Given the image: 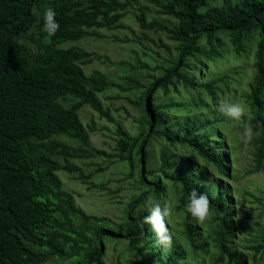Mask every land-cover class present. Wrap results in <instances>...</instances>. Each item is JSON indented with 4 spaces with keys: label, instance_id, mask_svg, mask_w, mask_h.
Masks as SVG:
<instances>
[{
    "label": "trees",
    "instance_id": "1",
    "mask_svg": "<svg viewBox=\"0 0 264 264\" xmlns=\"http://www.w3.org/2000/svg\"><path fill=\"white\" fill-rule=\"evenodd\" d=\"M136 5L134 15L142 29L168 33L179 43V53L164 75L145 90L138 88L135 104L141 112V134L134 137L121 125L116 128V158L128 164V177L138 179L140 185L127 218L117 224L77 208L57 174L79 172L85 180L87 176L70 159L106 155L90 145V131L95 128L89 130L81 121L79 112L85 105L100 118L114 121L98 97L112 83L102 74L89 77L82 68L93 54L61 45L101 37L98 29L125 28L122 20ZM48 7L55 10L60 24L52 37L43 31L42 13ZM153 11L166 16L165 22H149ZM254 34L253 53L249 42ZM221 35L230 37L237 62L251 56L254 60L247 92L241 91L239 66L216 75L209 70L211 62L229 60ZM18 39L25 44H17ZM131 81L139 84L137 79ZM181 88L192 92L188 101L174 98L157 103L160 91L165 96L171 90L180 95ZM232 92L230 101H242L247 109L240 126L243 130L250 122L253 127L260 171L264 168V0H0V264H105L104 246L112 239L126 241L129 252L138 255L132 264H249L232 245L237 221L228 181L235 174L230 164L236 153L228 150L221 128L232 121L217 110L219 96L223 102ZM69 96L76 101L65 108L60 99ZM194 107L202 109L195 115L175 114ZM61 136L77 140L79 147L60 140ZM152 138L168 148L188 147L206 165L185 161L172 165L174 158L162 150L160 169L145 172L149 160L145 147ZM168 184L180 199L177 211L185 208L193 189L208 195L216 225L211 239L199 234L184 209L179 217H170L179 226L174 235L169 224L172 247L163 252L157 246L150 226L142 225L148 214L142 205L149 194L162 204ZM259 248L264 250V243ZM121 262L119 255L116 264Z\"/></svg>",
    "mask_w": 264,
    "mask_h": 264
},
{
    "label": "rangeland",
    "instance_id": "2",
    "mask_svg": "<svg viewBox=\"0 0 264 264\" xmlns=\"http://www.w3.org/2000/svg\"><path fill=\"white\" fill-rule=\"evenodd\" d=\"M236 2L240 0H235ZM152 7V6H151ZM138 6L129 9V14L122 20L125 28L119 29H98L96 32L101 37H85L79 41H69L61 45L62 48L79 47L93 54V59L88 64H83L82 68L87 76L104 75L112 86L104 92L98 94L99 99L107 110L110 111L114 121L108 122L100 118L99 114L89 105H85L80 110V118L83 124L90 130V145L106 153L105 156H97L83 159H70V163L78 166L85 180L80 178L79 172L58 171V176L62 180L63 188L73 194L75 206L84 210L89 215L104 217L112 222L121 224L127 218L128 205L139 193L140 188L138 179L129 178L130 167L124 162H120L116 157L118 136L116 128L121 125L130 135L137 137L141 134L139 118L140 109L135 104L140 95L138 88H148L156 78L164 75L166 68L174 63L179 53V43L172 40L166 32L149 31L142 29L137 22L134 13H138ZM153 10H155L153 8ZM156 11V10H155ZM155 11L148 15V21L158 20L165 22L166 16L159 15ZM38 33V30H35ZM225 41L223 52L229 54L228 62H222L221 59L211 62L209 70L218 74L222 71L234 67L242 69L241 91H248V84L253 77V63L251 56L249 59H243L237 62L233 58V47L228 35H221ZM256 35H253L249 42L250 47L256 48ZM131 79H137L139 84ZM180 95L173 93L165 96L163 90L158 93L157 103L168 102L174 98H183L189 100L193 94L181 88ZM234 97L232 92L227 100ZM222 96H219V103L222 102ZM76 99L72 96L66 99H60L65 108H70ZM242 106V101H239ZM198 107L190 111L181 110L177 114L179 117L186 116L188 112L198 114ZM213 110V109H212ZM214 112V110H213ZM222 124L228 150L236 153L231 159V173L233 178L229 182L232 190V199L237 221L236 238L232 245H236L239 252L245 254L249 264H264V250L259 245L264 243V168L257 170L254 152L255 148L252 139L248 143L241 140L243 130L240 121H232ZM60 140L73 147H79L77 140L69 139L65 136L59 137ZM148 150V167L143 168L145 172L159 170L161 166V151L167 150L174 158L172 165L185 161L191 164L203 166L205 162L191 149L185 146L168 148V145L157 138L150 139ZM61 163H66L61 159ZM206 165V164H205ZM174 167V166H173ZM140 171V168H139ZM142 171V169H141ZM226 181V180H225ZM169 193L163 198L162 205L168 203L172 207V214L177 218L182 215L184 209L177 211L175 207L181 205L180 199L175 190L168 184ZM172 190V191H171ZM141 208V207H139ZM141 209L135 212L134 217H138ZM184 216V214H183ZM215 213H210L208 219L203 223H194L199 227V234L211 239L212 231L216 230L213 218ZM171 217V215H170ZM169 217L173 234L177 235L176 229H179L178 221ZM110 241V244L104 246L105 264H116L119 255L122 257L121 264H132L131 260H138V255L129 252L126 241ZM143 244V243H142ZM256 259L253 261V256ZM224 264V261L221 262Z\"/></svg>",
    "mask_w": 264,
    "mask_h": 264
},
{
    "label": "clouds",
    "instance_id": "3",
    "mask_svg": "<svg viewBox=\"0 0 264 264\" xmlns=\"http://www.w3.org/2000/svg\"><path fill=\"white\" fill-rule=\"evenodd\" d=\"M56 15L57 13L51 7L46 8L42 13L43 31L47 33L49 37L55 36L60 28V24L56 20ZM16 43L24 45L25 41L23 39H18ZM217 110L231 121H240L245 112V108L239 101L228 100L220 102ZM253 136V127L250 122H245L241 137L242 142L248 143ZM185 208L187 213H189L197 223H203L210 216L208 195L206 193H198L193 189L190 192ZM142 209H145L148 213L143 217L142 225L150 226L151 232L155 236L157 246H159L163 252H167L172 247L173 243V236L169 227V217L172 215V207L168 203L162 205L149 194L145 199V203L142 205Z\"/></svg>",
    "mask_w": 264,
    "mask_h": 264
}]
</instances>
